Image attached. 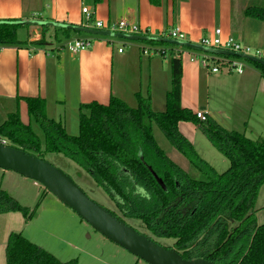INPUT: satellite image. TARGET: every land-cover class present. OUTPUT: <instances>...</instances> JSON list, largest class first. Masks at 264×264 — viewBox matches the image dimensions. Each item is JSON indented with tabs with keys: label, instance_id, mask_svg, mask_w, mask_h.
I'll return each instance as SVG.
<instances>
[{
	"label": "trees",
	"instance_id": "1",
	"mask_svg": "<svg viewBox=\"0 0 264 264\" xmlns=\"http://www.w3.org/2000/svg\"><path fill=\"white\" fill-rule=\"evenodd\" d=\"M246 14L264 21V2L249 5ZM19 21L0 19V46L27 45L18 36V30L24 26ZM48 27L43 26L44 30ZM44 41L35 44L43 45ZM145 42L172 50L178 47L153 37ZM172 54V87L167 93L165 111H155L150 96L140 93L137 107L118 97H113L109 104L94 101L81 106L79 134L71 135L63 122L47 116L44 99L30 97L27 98L30 115L43 130L44 139L32 124L21 120L18 112L10 114L1 124L0 134L9 145L42 159H46L47 153H60L73 160L115 202L122 215L110 211L117 218L124 222L125 218L139 219L155 236L173 238V248L186 259L264 264V223L258 224L256 211L264 185V138L253 139L226 129L208 116L207 120H201L192 109L182 107L183 65L181 58ZM253 65L264 74V64L253 62ZM182 121L196 124L228 158L230 166L225 172H218L200 157L181 133ZM153 124L205 175V180L192 177L159 146ZM16 211L27 219L33 215L0 189V214ZM6 264H76V261H61L22 233L14 232L8 238Z\"/></svg>",
	"mask_w": 264,
	"mask_h": 264
},
{
	"label": "crops",
	"instance_id": "2",
	"mask_svg": "<svg viewBox=\"0 0 264 264\" xmlns=\"http://www.w3.org/2000/svg\"><path fill=\"white\" fill-rule=\"evenodd\" d=\"M251 1L0 0V19L85 26L88 24L83 8L88 7L93 13V29H97V21L113 24L125 20L142 28V36L164 38L170 30L179 28L191 43L198 44L204 37H213L220 28L224 39L233 36L264 51V21L246 14ZM64 29L67 28L50 26L44 30L40 25L24 24L18 36L27 45L7 46L0 51V126L10 114L18 112L25 124L34 127L27 100L30 97L44 99L47 116L52 114L50 118L67 124L71 114L79 120L81 106L94 101L109 104L113 97H118L137 107L138 93L150 96L155 111L166 110L167 93L172 87V52L177 57L175 52L181 46L172 50L145 40L118 42L113 37L90 33L82 36L73 34L75 30L66 33ZM77 38L92 39V46L71 52L66 44ZM41 40H45L43 45L35 44ZM145 46L167 51L163 55H146L142 50ZM182 47V107L194 112L202 110L226 129L240 132L236 125L242 126L241 131L249 135L247 130L255 129L250 124L252 118L264 120V103L255 109L258 95L264 93L261 70L246 64L243 73H214L191 58L192 52L206 50ZM179 129L200 155L196 148L198 126L182 121ZM261 137L264 138L263 134L258 133L253 139Z\"/></svg>",
	"mask_w": 264,
	"mask_h": 264
},
{
	"label": "rangeland",
	"instance_id": "3",
	"mask_svg": "<svg viewBox=\"0 0 264 264\" xmlns=\"http://www.w3.org/2000/svg\"><path fill=\"white\" fill-rule=\"evenodd\" d=\"M263 2L264 0H252L250 5H261ZM85 24L92 26V22L88 20L85 21ZM72 33L82 36L89 34L79 31H73ZM113 39L118 42L123 40L131 42L130 40L117 37ZM243 60L246 64L253 65L252 61L248 59ZM263 103L264 93H260L255 103V109L262 106ZM226 114L229 116L231 113L226 112ZM48 117H53V115L48 114ZM63 124L69 134H79V120L73 114L69 117V123ZM250 124L255 129L247 130L249 133L248 137L255 138L258 133L263 134L264 137L263 118L257 121L252 118ZM236 126L240 128L241 133H244L241 131L242 126ZM34 130L43 140V130L37 123L34 124ZM197 130L199 137L196 148L201 157L212 164L218 172H225L230 166L228 158L211 143L200 128ZM153 132L159 146L175 162L186 169L192 177L202 180L206 179L202 172L191 165L172 146L158 125L153 124ZM45 158L70 175L91 199L108 210L122 215L115 202L104 189L97 185L92 176L73 160L60 153H47ZM0 189L6 190L23 207L28 208L33 213L30 219H27L20 211L0 214V264H6V246L10 234L14 232L22 233L30 241L42 246L58 259L65 262L75 260L76 264H150L104 236L90 223L82 219L73 209L61 202L42 183L0 167ZM256 211L258 224H263L264 185L258 195ZM125 221L139 232L153 237L161 245L175 247V240L173 238H159L155 236L141 220L125 218Z\"/></svg>",
	"mask_w": 264,
	"mask_h": 264
},
{
	"label": "water",
	"instance_id": "4",
	"mask_svg": "<svg viewBox=\"0 0 264 264\" xmlns=\"http://www.w3.org/2000/svg\"><path fill=\"white\" fill-rule=\"evenodd\" d=\"M19 23L40 26L49 25L106 37H117L136 41L152 38L149 36L98 30L87 26L65 24L55 21L21 20ZM156 39H163L177 46H186L228 56H239L252 62L264 64V59L251 55L205 47L191 43L190 41L171 38ZM0 167L5 170H12L26 178H31L42 183L61 202L73 209L96 230L150 264H231L216 263L205 258H184L176 249L161 245L146 234L139 232L127 222L117 218L110 210L91 199L74 179L61 168L21 148L0 143Z\"/></svg>",
	"mask_w": 264,
	"mask_h": 264
},
{
	"label": "built area",
	"instance_id": "5",
	"mask_svg": "<svg viewBox=\"0 0 264 264\" xmlns=\"http://www.w3.org/2000/svg\"><path fill=\"white\" fill-rule=\"evenodd\" d=\"M83 12L86 14V18L88 21L93 20V13L90 11L88 7L83 8ZM87 27H90L88 25H85ZM95 28L105 31H114V32H120L125 34H140L144 31L142 28H140L138 25L127 22L125 20H121L118 23L113 24H105L103 21H97ZM164 37L181 40V41H189L187 39L186 33L182 31L179 28L172 29L168 32V35H165ZM93 40L90 38H77L74 40H70L67 42L66 46L71 52H78L82 49L90 48L92 46ZM199 45L205 46V47H211V48H217V49H223L228 51H233L236 53L251 55L257 58L264 59V51L254 48L252 46L243 44L239 40H237L233 36H229L226 39L222 36V30L219 28L215 31V35L213 37H204L199 43ZM3 49L2 46H0V51ZM143 53L146 55H152V54H166V49L164 48H151V47H143ZM120 52L123 51V48L119 49ZM185 49L181 46L179 47L175 54L178 58H181V55L184 53ZM207 52H197L194 51L191 53V58L193 60H198L200 63L205 66L206 68H209L214 73H219L222 71L227 72H236V73H243L246 68V62L243 60L245 58L239 57V56H228L223 54H211ZM196 115L201 120H207V114L202 111L198 110L196 111ZM0 143L2 144H9V141L4 138L0 134Z\"/></svg>",
	"mask_w": 264,
	"mask_h": 264
}]
</instances>
